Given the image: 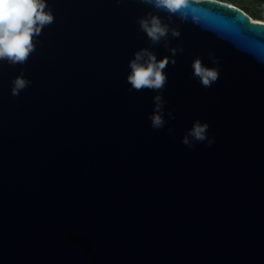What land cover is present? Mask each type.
Masks as SVG:
<instances>
[{
  "label": "water",
  "instance_id": "95a60500",
  "mask_svg": "<svg viewBox=\"0 0 264 264\" xmlns=\"http://www.w3.org/2000/svg\"><path fill=\"white\" fill-rule=\"evenodd\" d=\"M47 3L55 20L27 62L0 61V264H264V21L220 0L173 16L184 51L165 69L156 130L158 93L130 92L128 65L144 47L171 56L137 23L168 13ZM197 57L220 68L211 88L192 75ZM22 72L32 83L13 96ZM197 119L212 147L181 143Z\"/></svg>",
  "mask_w": 264,
  "mask_h": 264
},
{
  "label": "clouds",
  "instance_id": "9594fccd",
  "mask_svg": "<svg viewBox=\"0 0 264 264\" xmlns=\"http://www.w3.org/2000/svg\"><path fill=\"white\" fill-rule=\"evenodd\" d=\"M142 3L154 9L168 13V23L161 16L149 12L146 16L137 17L140 30L146 33L151 45L163 46L169 49L171 56L165 55L158 59L157 54L150 47H144L134 53V58L129 61L131 69L127 76V83L131 86L128 90L143 91L145 89L157 92L153 97L154 110L149 114L150 127L156 130L163 129L167 124L165 119V105L168 101L164 98L168 76L165 71L171 62L176 64V55L184 51L183 45L170 46L169 37L179 38L181 32L178 27L170 23L173 16L181 13V23L185 22L186 14L183 10L189 0H142ZM54 14L47 0H0V61H7L10 65L24 64L35 51L37 38L42 30L52 24ZM213 64L219 65V58L214 52L208 53ZM193 77L204 88H211L218 81L220 68L205 66L202 59L197 57L192 62ZM11 89L13 96H19L20 92L32 82L25 78L23 72L13 80ZM168 117L176 119L175 111L169 110ZM210 125L199 119L193 122V126L184 134L181 143L189 149L197 143H205L207 147L215 144V136L209 135ZM167 132L175 138L174 127H168Z\"/></svg>",
  "mask_w": 264,
  "mask_h": 264
},
{
  "label": "rangeland",
  "instance_id": "374dc122",
  "mask_svg": "<svg viewBox=\"0 0 264 264\" xmlns=\"http://www.w3.org/2000/svg\"><path fill=\"white\" fill-rule=\"evenodd\" d=\"M244 10L250 17L264 20V0H220Z\"/></svg>",
  "mask_w": 264,
  "mask_h": 264
},
{
  "label": "bare ground",
  "instance_id": "6f19581e",
  "mask_svg": "<svg viewBox=\"0 0 264 264\" xmlns=\"http://www.w3.org/2000/svg\"><path fill=\"white\" fill-rule=\"evenodd\" d=\"M252 19H255V18H252ZM255 20H258L259 21L260 19H255ZM260 21H264V20H260Z\"/></svg>",
  "mask_w": 264,
  "mask_h": 264
},
{
  "label": "trees",
  "instance_id": "16d2710c",
  "mask_svg": "<svg viewBox=\"0 0 264 264\" xmlns=\"http://www.w3.org/2000/svg\"><path fill=\"white\" fill-rule=\"evenodd\" d=\"M242 9H244V8H242Z\"/></svg>",
  "mask_w": 264,
  "mask_h": 264
}]
</instances>
